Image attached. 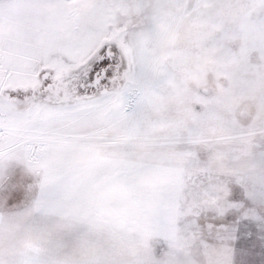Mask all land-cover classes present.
Returning a JSON list of instances; mask_svg holds the SVG:
<instances>
[{"label":"snow or ice","instance_id":"snow-or-ice-1","mask_svg":"<svg viewBox=\"0 0 264 264\" xmlns=\"http://www.w3.org/2000/svg\"><path fill=\"white\" fill-rule=\"evenodd\" d=\"M0 264H264V0H0Z\"/></svg>","mask_w":264,"mask_h":264},{"label":"crops","instance_id":"crops-1","mask_svg":"<svg viewBox=\"0 0 264 264\" xmlns=\"http://www.w3.org/2000/svg\"><path fill=\"white\" fill-rule=\"evenodd\" d=\"M19 199H20L21 202L23 201V199H24V193L23 192L20 193Z\"/></svg>","mask_w":264,"mask_h":264}]
</instances>
